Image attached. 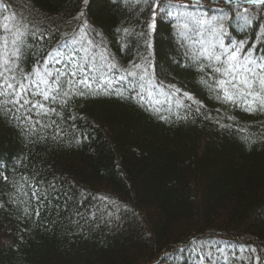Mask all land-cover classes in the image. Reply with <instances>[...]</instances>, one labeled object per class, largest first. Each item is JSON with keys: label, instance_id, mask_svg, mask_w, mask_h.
Returning a JSON list of instances; mask_svg holds the SVG:
<instances>
[{"label": "trees", "instance_id": "obj_1", "mask_svg": "<svg viewBox=\"0 0 264 264\" xmlns=\"http://www.w3.org/2000/svg\"><path fill=\"white\" fill-rule=\"evenodd\" d=\"M172 10L264 58V6L245 0H0V37L23 30L19 79L81 35L188 95L171 115L132 92L61 93L46 116L0 98V264H264V110L223 99L220 65L187 50L194 26Z\"/></svg>", "mask_w": 264, "mask_h": 264}, {"label": "rangeland", "instance_id": "obj_2", "mask_svg": "<svg viewBox=\"0 0 264 264\" xmlns=\"http://www.w3.org/2000/svg\"><path fill=\"white\" fill-rule=\"evenodd\" d=\"M187 15V19L192 23L194 28L188 30V34L186 36H183L185 38V41L189 44L187 45V50L191 54H194V51L202 52V53H210L213 48H215L216 55H219L221 52L225 50H230V48L226 49L225 42L222 44L221 41L218 42L217 37L219 36V32L217 31L214 23L212 20L206 21L205 17H203L201 14H199L196 11H184V10H172L167 15V18L174 19L176 17L184 18ZM23 32L22 29H18V31L14 32L13 34H10L11 36L9 39L6 37L1 38L0 37V72H4L5 75H12L15 74V67L16 64H11L13 62L12 60V50L9 49L8 46V40H13L12 44H14L16 41L19 40L21 33ZM190 34V35H189ZM189 36V37H188ZM191 36V37H190ZM187 39V40H186ZM212 47V48H211ZM84 48H87L89 51L87 53L84 52ZM73 50V51H70ZM59 51L62 53L60 56H56L55 53ZM53 58L49 59V62L47 63L46 67L48 71H52L55 73L56 69L64 70L65 72H69L71 70V65L69 63V57L77 63L81 62V57L84 56H94L96 58V63L99 64H105V63H111L116 62L113 60V58L109 57V52L104 50L103 48L99 47V50L96 46H94L92 43H90L89 40H86V38L82 37L81 35H78L76 40L70 39L68 41H65L62 43L56 50L53 52ZM101 56L106 57V60H101ZM59 59L60 63H55V60ZM224 59V57H223ZM247 61H255V64L248 63V67L251 69H254L255 73H257L256 76H252L251 73H246L253 82V88L252 89H246L242 85H239L237 83V89H231L230 91H239L241 93H246L248 91H254L255 94L260 95L261 97H264V92H261L260 90V84H259V78L261 76H264V58H258V57H252L247 56L246 58L241 59V62ZM8 61L7 64L4 62ZM12 61V62H11ZM11 62V63H10ZM14 63V62H13ZM117 65V64H116ZM45 67L41 66L37 69L43 70ZM11 69V72H8L7 70ZM143 69H135L134 66L129 67H122L117 65V70H113L112 72L107 73L108 80L111 81V87L107 88V91H100L99 93H105V92H116V93H125V92H132L135 93L141 101H143L145 104L149 105L150 107L156 109L162 114H176L177 112H181L184 108V101L188 98V95L182 94L180 91L173 89L169 90L166 89L158 84H156L154 81H152L150 74L147 71V75L145 76L144 80H140V75H143ZM136 71L137 75L135 77H128L127 72ZM16 75V74H15ZM92 75H95L97 77V81L93 83V91H95L97 83H99V79L101 76V73H92ZM123 76L125 79L121 80L120 77ZM70 77H65V79ZM79 75L77 76V79H81ZM17 79H19L17 77ZM34 79V77L32 78ZM31 79V80H32ZM220 79H225V77H222ZM227 79H230L227 78ZM27 82H30L27 81ZM49 82L51 83V78H49ZM0 83H2V78H0ZM67 87H70L68 85H65ZM76 91V89H72ZM80 91L89 92L87 89H85L83 86H80ZM223 92V91H222ZM53 95H56L53 93ZM0 98L4 101L11 100L12 97H3L0 96ZM31 98V97H30ZM34 99L40 100L42 103L45 104V108L47 109L49 107V103L52 101L49 99L48 101H43L42 97H35ZM235 103L240 104L241 106L245 107L247 109L248 105L251 104L253 109L255 110H264L261 109L259 100H254L253 96L248 95H236L234 97ZM6 105L9 107H17L19 105H13L11 103H6ZM38 111V109H35ZM189 257L198 259L201 263L206 262L207 258L202 252L200 247H191L188 249ZM211 258L214 257L210 256ZM213 260H216L214 257ZM163 264H175V257L168 258V261ZM209 264V263H207Z\"/></svg>", "mask_w": 264, "mask_h": 264}, {"label": "snow or ice", "instance_id": "obj_3", "mask_svg": "<svg viewBox=\"0 0 264 264\" xmlns=\"http://www.w3.org/2000/svg\"><path fill=\"white\" fill-rule=\"evenodd\" d=\"M87 3V0H85ZM245 3L254 5V6H264V0H245ZM150 28H154V25H149ZM151 47V45H148ZM85 53L89 50L87 48L83 49ZM73 51V50H70ZM241 49L239 47L235 48L232 51H223L219 55H216L213 52H210L208 59L214 60L220 66L215 67L214 71L219 73L225 79H220L218 81L219 88L223 91V99L228 102H235L234 97L236 95H248L253 96L254 100H259L261 109H264V97H261L258 94H255L254 91H248L246 93H241L237 91H230L231 89H237V83L242 85L246 89L253 88L252 79L246 75V73H251L252 76H256L254 69L248 67V63L255 64V61L241 62L240 58ZM56 56L62 55L59 51L55 53ZM222 57L224 59L222 60ZM53 58V53H48V59L44 61V69H36L33 72L34 79L29 81L28 74H21V79H17L15 74L5 75L4 72H0V78H2V83H0V96L3 97H12L11 100H6L5 103H11L13 105H19L21 108L25 106H30L27 108V111L31 113L33 109H38L37 115H48L50 112H55L54 108H45V104L40 100L34 99L35 97H42L43 101H48L51 99L54 103L57 100V96L61 93L64 97L69 96L72 89H76V92L72 94L84 95L83 91H80V86H83L89 91L90 94L96 95L100 91H107V88L111 87V81L107 78V73L117 70V65L114 62L97 64L96 58L94 56H84L81 57V62L77 63L69 57V63L71 65V70L65 72L61 69H56L55 73L47 70V63L49 59ZM107 58L101 56V60H106ZM5 64L8 61L4 62ZM55 63H60L59 59L55 60ZM135 69H141L140 64L134 65ZM11 72V69L7 70ZM144 74L140 75L139 79L144 80L147 75V69H143ZM92 73H101L99 83H97L95 91H93V83L97 81V77L92 75ZM82 77L77 79V76ZM137 75L136 71L129 70L127 72L128 77H135ZM70 77L65 79V77ZM230 79H227L229 78ZM51 78V83L49 82ZM121 80L125 77L121 76ZM260 90L264 92V76L259 78ZM65 85L70 86L68 90H64ZM55 93L56 95H53ZM31 97V98H30ZM248 111H254L252 105L249 104L247 107ZM58 114V113H57ZM39 123V121H37ZM55 123V121H53ZM33 196H36L37 193L33 192ZM27 211V210H26ZM36 215H39V211L36 212ZM253 251H255L253 249Z\"/></svg>", "mask_w": 264, "mask_h": 264}]
</instances>
